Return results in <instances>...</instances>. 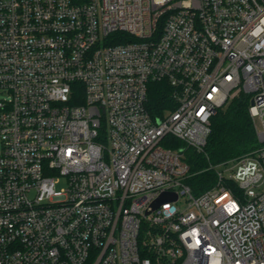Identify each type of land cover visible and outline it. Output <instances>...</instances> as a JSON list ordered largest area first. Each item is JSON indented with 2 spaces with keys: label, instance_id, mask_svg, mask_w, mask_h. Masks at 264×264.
I'll use <instances>...</instances> for the list:
<instances>
[{
  "label": "built area",
  "instance_id": "obj_1",
  "mask_svg": "<svg viewBox=\"0 0 264 264\" xmlns=\"http://www.w3.org/2000/svg\"><path fill=\"white\" fill-rule=\"evenodd\" d=\"M0 90V264H264V0H0ZM242 93L261 146L196 195L172 138Z\"/></svg>",
  "mask_w": 264,
  "mask_h": 264
},
{
  "label": "trees",
  "instance_id": "obj_2",
  "mask_svg": "<svg viewBox=\"0 0 264 264\" xmlns=\"http://www.w3.org/2000/svg\"><path fill=\"white\" fill-rule=\"evenodd\" d=\"M174 104L172 88L166 82L150 83L147 108L154 117L167 108H173ZM249 105L250 98L244 93L230 99L214 116L212 132L202 150L187 147L182 141L172 138L174 148H183L191 171L187 182L194 194L198 195L215 185L217 165L253 153L261 146ZM98 140L106 143L103 134Z\"/></svg>",
  "mask_w": 264,
  "mask_h": 264
},
{
  "label": "rangeland",
  "instance_id": "obj_3",
  "mask_svg": "<svg viewBox=\"0 0 264 264\" xmlns=\"http://www.w3.org/2000/svg\"><path fill=\"white\" fill-rule=\"evenodd\" d=\"M9 97V94L4 92V91H1L0 90V99H6ZM2 146V142H1V139H0V148ZM231 169H232V163H228V164H224V165H218L216 166V170L219 171V172H224L225 174H230L231 172ZM216 184V183H215ZM64 186V182H61L60 184H58V187H63ZM185 205V201L184 199L182 198L180 201H179V206L180 207H183Z\"/></svg>",
  "mask_w": 264,
  "mask_h": 264
},
{
  "label": "water",
  "instance_id": "obj_4",
  "mask_svg": "<svg viewBox=\"0 0 264 264\" xmlns=\"http://www.w3.org/2000/svg\"><path fill=\"white\" fill-rule=\"evenodd\" d=\"M177 194L175 192H163L153 203V208H157L162 202L167 200H176Z\"/></svg>",
  "mask_w": 264,
  "mask_h": 264
}]
</instances>
